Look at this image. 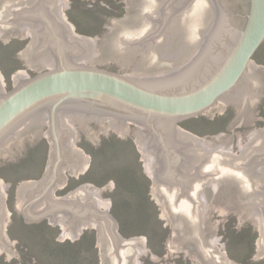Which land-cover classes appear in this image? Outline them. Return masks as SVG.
<instances>
[{"label":"water","instance_id":"obj_1","mask_svg":"<svg viewBox=\"0 0 264 264\" xmlns=\"http://www.w3.org/2000/svg\"><path fill=\"white\" fill-rule=\"evenodd\" d=\"M73 0H0V38L36 29L27 49L33 71L43 57L57 68L16 78L5 90L0 65V153L6 146L48 125L52 163L42 180L22 184L27 220L53 217L66 225L64 238L83 237V225L101 220L104 264H138L149 254L148 238H125L112 210L103 211L95 197L111 185L85 183L67 197L53 194L67 179L66 168L89 163L72 139L66 117L89 128L109 123L113 132L129 137L128 121L139 130L154 195L162 204L161 220L184 223L195 248L207 264H239L229 257L220 230L211 232L209 206L214 191L247 197L242 219L261 214L259 252L264 257V127L238 154L220 153L215 141L185 131L180 120L211 112L214 104L241 103L239 119L254 117L251 97L264 100V67L254 55L264 42V0H250L245 18H236L226 0H127L126 25L113 27L107 37L76 33L61 10ZM230 6V7H229ZM242 10V16L245 15ZM240 20V21H238ZM197 25L198 39H187ZM0 178V240H6L5 192ZM60 184V183H59Z\"/></svg>","mask_w":264,"mask_h":264},{"label":"rangeland","instance_id":"obj_2","mask_svg":"<svg viewBox=\"0 0 264 264\" xmlns=\"http://www.w3.org/2000/svg\"><path fill=\"white\" fill-rule=\"evenodd\" d=\"M73 1L72 9H67V3L60 6L65 20L73 24L79 35L92 36L96 44L98 37H107L111 28L126 25L133 16L127 15V0ZM32 43L28 29L26 34L0 38L5 90L15 88L16 78L57 68L43 57V66L33 71L27 52ZM254 60L257 66L264 67V42ZM251 99L254 117H248L246 124L242 123L244 117L239 119L241 103H234L236 109H232L230 100L214 104L209 108L211 112L178 123L185 131L197 132V138L204 141L205 137L215 141V135L229 133V140L223 137L220 153L238 154L252 141L255 128L264 127V100L261 103V94ZM46 120L48 125L42 133L38 129L24 135L20 137L23 146H16L17 140L6 146V154L0 153L6 205V240H0V264H104L101 225L85 226L83 237L64 238L67 226L51 223L53 217L27 220L22 184L42 180L52 163L50 117ZM66 120L81 152L92 155V165L76 166V170L86 169L81 181L111 185L114 191L103 189L102 198L119 220L120 233L127 239L148 238L149 254H143L138 264H207L195 248H190L191 239L184 223H177L176 244L178 234H172L173 223L161 220L163 206L153 192L139 133L147 128L128 121V137L113 132V117L99 126L98 120L90 122L89 128L72 123L70 117ZM71 168H66V175ZM214 198L215 205L209 206L211 232L220 230L229 257L239 264H264V257H255L261 255V214L242 219L247 197L241 199V194L229 196L214 191ZM101 205L106 206L103 202Z\"/></svg>","mask_w":264,"mask_h":264},{"label":"flooded vegetation","instance_id":"obj_3","mask_svg":"<svg viewBox=\"0 0 264 264\" xmlns=\"http://www.w3.org/2000/svg\"><path fill=\"white\" fill-rule=\"evenodd\" d=\"M226 2L229 3V5L232 7L233 11L235 12V17L237 18H245L246 14L248 13L249 10V6H250V0H226ZM229 6V7H230ZM242 10L245 11V15H241ZM237 18V19H238ZM240 21V20H238ZM256 54V53H255ZM78 165V167L82 166ZM76 166H74L71 169H75V170H71V169H67V179L65 181L62 182H58L56 184V186L54 187L53 190V194L56 193L60 194V195H65V193H67L66 195H68L71 192H74L76 189H78L81 185L85 184L83 183V181H81V177L83 175V173H85L84 170H76V168H78ZM86 168V167H85ZM83 171V172H82ZM73 180H77L76 182ZM75 182V183H74ZM60 183V184H59Z\"/></svg>","mask_w":264,"mask_h":264},{"label":"bare ground","instance_id":"obj_4","mask_svg":"<svg viewBox=\"0 0 264 264\" xmlns=\"http://www.w3.org/2000/svg\"><path fill=\"white\" fill-rule=\"evenodd\" d=\"M65 5V4H64ZM62 8V7H61ZM62 10V9H61ZM29 30V33L32 35V36H36V29H28ZM33 44V43H32ZM223 149V148H222ZM223 151V150H222ZM222 153V152H221ZM223 153H225V152H223ZM3 186V185H2ZM6 187V186H5ZM67 196H69V195H67ZM67 196H65V197H67ZM95 200L96 201H100L101 203L103 202V203H105L106 204V206H103V205H101L102 207H104V208H102V210L103 211H109V205H107V204H109V203H106L104 200L105 199H103L102 198V196L101 197H95ZM98 221H100L101 223H102V221L101 220H98ZM101 223H99V222H92V223H89V224H94V225H96V224H98L99 226L101 225L102 226V224ZM89 224H86V225H83V228L85 227V226H87V225H89ZM141 264V263H140Z\"/></svg>","mask_w":264,"mask_h":264},{"label":"clouds","instance_id":"obj_5","mask_svg":"<svg viewBox=\"0 0 264 264\" xmlns=\"http://www.w3.org/2000/svg\"><path fill=\"white\" fill-rule=\"evenodd\" d=\"M197 29H198L197 25H193L189 29V34L187 39L189 40L190 43H194L198 39Z\"/></svg>","mask_w":264,"mask_h":264}]
</instances>
